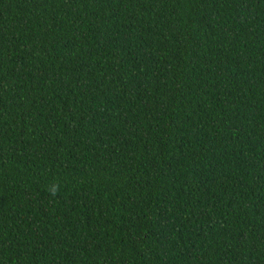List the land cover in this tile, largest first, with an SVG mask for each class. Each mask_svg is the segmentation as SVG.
I'll list each match as a JSON object with an SVG mask.
<instances>
[{
	"label": "trees",
	"instance_id": "1",
	"mask_svg": "<svg viewBox=\"0 0 264 264\" xmlns=\"http://www.w3.org/2000/svg\"><path fill=\"white\" fill-rule=\"evenodd\" d=\"M0 264H264V0H0Z\"/></svg>",
	"mask_w": 264,
	"mask_h": 264
}]
</instances>
